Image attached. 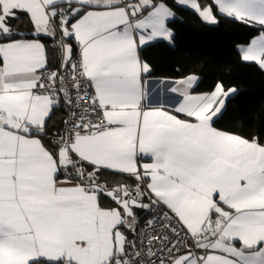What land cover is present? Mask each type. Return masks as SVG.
I'll return each instance as SVG.
<instances>
[{"label": "snow or ice", "instance_id": "1", "mask_svg": "<svg viewBox=\"0 0 264 264\" xmlns=\"http://www.w3.org/2000/svg\"><path fill=\"white\" fill-rule=\"evenodd\" d=\"M182 8L261 29L264 69V0H0V264H264V138L216 127L237 89L143 56Z\"/></svg>", "mask_w": 264, "mask_h": 264}, {"label": "trees", "instance_id": "2", "mask_svg": "<svg viewBox=\"0 0 264 264\" xmlns=\"http://www.w3.org/2000/svg\"><path fill=\"white\" fill-rule=\"evenodd\" d=\"M174 47L159 42L143 52L154 70V78L180 79L190 74L200 79L199 91H209L217 82L235 87L227 112L216 127L245 137L264 138V70L244 62L239 48L260 35L261 29L233 19L219 17V24L207 25L189 8L175 9ZM63 119L58 114L54 128Z\"/></svg>", "mask_w": 264, "mask_h": 264}, {"label": "crops", "instance_id": "3", "mask_svg": "<svg viewBox=\"0 0 264 264\" xmlns=\"http://www.w3.org/2000/svg\"><path fill=\"white\" fill-rule=\"evenodd\" d=\"M190 9V8H189ZM21 24H23V21H21L20 22ZM205 23V22H204ZM205 24H207V25H211V24H208V23H205ZM250 63H254V62H250ZM254 64H256V63H254ZM264 70V69H263ZM155 79V78H154ZM200 79V78H199Z\"/></svg>", "mask_w": 264, "mask_h": 264}]
</instances>
